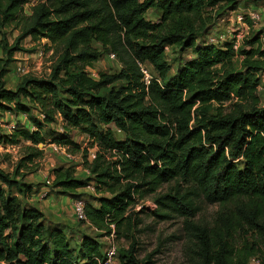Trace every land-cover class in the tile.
I'll use <instances>...</instances> for the list:
<instances>
[{"label": "trees", "instance_id": "1", "mask_svg": "<svg viewBox=\"0 0 264 264\" xmlns=\"http://www.w3.org/2000/svg\"><path fill=\"white\" fill-rule=\"evenodd\" d=\"M27 2L0 0V28L18 32L12 43L5 36L0 40L5 57L0 61V113L27 116L22 103L27 101L39 107L43 119H32L34 131L19 130L17 135L31 146L13 172L0 169V264H100L104 257L90 237L74 250L58 225H47L40 211L17 197H31V187L17 180L19 169L33 162L31 152L41 154L36 146L45 142L42 126L55 123L57 115L65 131H80L97 149L91 161L87 149L83 152L85 180L67 166L53 171V188L63 195L94 185L97 206L87 203L84 210L101 234L97 237L109 236L111 225L119 233L140 201L173 183L168 194L154 196L152 215L184 220L188 264H233L230 242L244 227L264 244L260 34L244 42L249 49L240 51L242 71L233 68L230 44L197 42L212 23L204 18L205 10L228 13L240 2L263 6L264 0H39L26 15ZM151 9L161 13L159 22L146 20ZM27 38L47 40L59 54L48 78L24 77L11 91L5 87L7 67L15 53L28 52L22 46ZM93 43L117 58L118 72L97 79L88 75L86 65L101 56ZM168 48L193 53L173 76ZM147 64L156 76L145 86L139 65ZM108 126L124 138L101 129ZM2 132L0 145H5L12 136ZM60 143L68 151L79 150L66 140ZM195 198L221 209L212 226L193 221ZM122 264H138L133 249Z\"/></svg>", "mask_w": 264, "mask_h": 264}, {"label": "rangeland", "instance_id": "2", "mask_svg": "<svg viewBox=\"0 0 264 264\" xmlns=\"http://www.w3.org/2000/svg\"><path fill=\"white\" fill-rule=\"evenodd\" d=\"M39 0H28L24 6V14L30 15L31 8ZM243 14H250V11H255L260 15V21L253 27L250 26V22L247 19L248 29L244 30L242 39H233L235 33L227 36V41L234 44L237 51L233 57V68L236 71H242L243 56L240 51L243 49H249L244 46V42L254 38L255 35H263L264 39V5L247 4L246 2H240L234 9ZM204 18H209L211 25L202 34L198 35L197 42L207 44L208 35L216 33V31H224L232 28L235 30L236 26L230 22L224 20L223 23H219L221 18L227 14V11L222 10H205ZM146 20L152 23L159 22L161 13L155 9L148 10L146 13ZM240 26V25H237ZM18 35V32L12 28H0V40L2 36L12 43L14 38ZM261 48L264 50V43L261 42L259 37ZM22 46L28 50V52H18L13 55V62L7 67V73L5 75V87L8 90L14 91L17 84L22 78L31 76L34 78L45 79L48 78L51 68L54 65L58 54L59 48L52 45L47 40L41 39L33 41L27 38L23 41ZM256 44L252 47L256 48ZM92 47L95 48L101 56L99 60L86 65V71L92 78L97 79L101 74H113L120 70L121 64L117 58L105 51L99 44L93 43ZM193 57V53L190 50H181L179 48H168L166 50V59L171 68L170 75L173 76L181 64ZM5 57L0 49V61ZM147 72L155 77V72L150 65H145ZM20 69L21 71H18ZM259 84L257 87V96L259 97L260 106L264 107V71L258 75ZM26 106L27 116L19 114L17 117L12 115V111L0 113V121L2 125L6 127L7 124L14 121L18 123L17 128L13 132L9 133L5 128H2V133L10 135L11 141L5 145H0V169L5 172L12 173L17 167L19 161L24 158L28 151L27 146L31 144L17 134L19 130L25 128L30 131L35 130L36 125L32 122V119L42 121L43 115L36 104L22 101ZM102 130L111 129L114 131L115 137L118 140L124 138L123 134L116 130L113 126L101 127ZM42 135L45 140L44 144L36 146V150L41 154H34L36 157L32 163H24L19 169L17 180L22 184L31 187L32 190H38L39 187H43L48 190L49 193L41 199V202L48 204L39 206L40 201L33 200L30 202L31 197L25 201L20 195L13 189V194L22 201L24 205L36 208L39 207L42 210L44 220L47 225H58L67 232V239L70 242L71 247L75 250L78 248L83 237H90L95 239L99 246L100 252L105 253L109 241L116 248V258L111 264H122L128 258V253L133 249L135 254V261L138 264H188L187 251L185 249L187 238L183 229V219L179 217H172L169 220H159L152 215V211L155 210L156 205L153 201L155 195H164L170 192V189L174 185H164L154 195L146 196L142 201L134 208L136 215L132 217L129 224H124L120 228V232H114L112 238L107 236L97 237L101 234L97 232L89 223L78 222L74 219L71 206L72 203L80 199L84 204L90 203L93 206H97L96 195L94 185L88 183V185L82 189H79L75 194L63 195L59 189L53 188L54 175L53 171L61 166H67L73 169L74 176L77 179L85 180L89 177L85 166V160L83 155L85 149L88 151V159L90 152H96V147L92 144V141L83 135L78 130H64V125L61 117L57 115L55 123L42 126ZM71 142L68 146H76L79 150L70 149L69 153L76 156V160L72 163L66 162L63 156V150L54 149V146L63 148L61 141ZM49 180L48 185L46 181ZM184 191H187V186H182ZM39 196L37 197V199ZM40 199V198H39ZM195 203L198 206V212L193 218V221L207 226H212L216 221L220 208L218 205L208 204L203 199L195 198ZM54 208V212L48 210ZM231 210V206L228 207ZM144 211V212H142ZM114 230V227H113ZM81 237V238H80ZM232 248V262L233 264H262L264 261V244L259 241L258 235L251 231L249 228L244 227L238 229L234 233L233 239L230 242Z\"/></svg>", "mask_w": 264, "mask_h": 264}, {"label": "built area", "instance_id": "3", "mask_svg": "<svg viewBox=\"0 0 264 264\" xmlns=\"http://www.w3.org/2000/svg\"><path fill=\"white\" fill-rule=\"evenodd\" d=\"M251 13L248 14L247 13V17L246 18V14H243L239 11H229L226 15H224L219 23H223L224 20H226V22H230L232 24H234V26H236L235 30H233L232 28H230L229 30H224V31H216V33L212 34V35H208V41H207V45H212V46H218V47H224L225 44H230L232 50L235 52L237 51L236 47L234 46V44H232L231 42H228L227 40L229 38H226L227 36L231 35V33H235V35L233 36V39H242V36L244 34V30L248 29V25L246 20L248 19L250 22V26L253 27L257 24V22L260 21V15L259 13L253 11H250ZM240 25V26H237ZM249 30V29H248ZM260 39L261 42L264 43V39H263V35H260ZM140 67V71L143 74V83L145 86L149 85L150 80H151V75L147 72L146 68L144 65H139ZM18 71H21L20 69H18ZM0 128H5L7 130V132L11 133L16 129V122L12 121L9 124L6 125V127H4V125H2V122L0 121ZM34 131V130H33ZM54 149H61L63 150V156L66 160V162L72 163L73 161L76 160V156L72 155L71 153H69L65 147L60 148V147H56L54 146ZM95 157V152H90L89 153V161H91L93 158ZM88 173V171H87ZM46 183L49 185L50 181L47 180ZM46 196V194H42V198H44ZM85 204L82 200L77 199L72 203L71 206V211L73 214V217L76 221L78 222H84V223H89L86 215H85V210H84ZM112 232L109 236H107L108 238H112L114 235V230H113V226H110ZM116 248L114 245L111 244V241H109L108 247L104 253V257L103 259L99 260L100 264H111L112 261L115 260L117 254H116Z\"/></svg>", "mask_w": 264, "mask_h": 264}, {"label": "crops", "instance_id": "4", "mask_svg": "<svg viewBox=\"0 0 264 264\" xmlns=\"http://www.w3.org/2000/svg\"><path fill=\"white\" fill-rule=\"evenodd\" d=\"M47 193H49L48 192V190H45L43 187L41 188V187H39V189L38 190H32V194H31V199H30V202L31 201H33V200H38V201H40V204H39V206L40 207H42L41 205H46V206H48V204H46V203H43V202H41V199H43L42 198V194H46L47 195ZM39 196V198L37 199V197ZM35 208H36V206H35ZM38 211H40L41 213H43L42 212V210H41V208H39V207H37L36 208ZM49 212H54L55 211V209L54 208H52V209H50V210H48ZM61 230L64 232V234H65V236L67 237V231L66 230H64L63 228H61ZM81 238V237H80ZM81 240V239H80Z\"/></svg>", "mask_w": 264, "mask_h": 264}]
</instances>
